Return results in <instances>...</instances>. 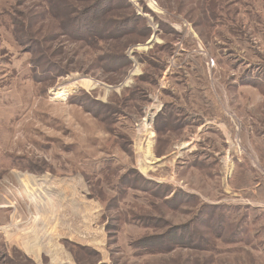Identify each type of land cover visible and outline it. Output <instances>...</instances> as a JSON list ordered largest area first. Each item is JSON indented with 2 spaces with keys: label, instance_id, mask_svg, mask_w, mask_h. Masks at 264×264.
Here are the masks:
<instances>
[{
  "label": "rangeland",
  "instance_id": "obj_1",
  "mask_svg": "<svg viewBox=\"0 0 264 264\" xmlns=\"http://www.w3.org/2000/svg\"><path fill=\"white\" fill-rule=\"evenodd\" d=\"M121 1L0 0V264H264V0Z\"/></svg>",
  "mask_w": 264,
  "mask_h": 264
},
{
  "label": "trees",
  "instance_id": "obj_2",
  "mask_svg": "<svg viewBox=\"0 0 264 264\" xmlns=\"http://www.w3.org/2000/svg\"><path fill=\"white\" fill-rule=\"evenodd\" d=\"M121 2H122V3H126V0H122ZM126 4H127V3H126ZM132 17L134 18V20L131 21V22L128 24V25H130V26H132V24H133V25L136 24V20H138V19H137L138 17L135 15V13H132V14H131V17H130V18H132ZM96 18H97V17H96ZM130 18H129V19H130ZM127 19H128V18H127ZM135 19H136V20H135ZM92 23H93V22H91L90 24H92ZM125 27L127 28V27H129V26H126V25H125ZM93 29H95V28L91 25V26H89V29H88V30L93 32ZM143 29H146V28L143 27ZM139 31H140L141 33H143V34H139V35L145 36V35L147 34V31H146V30L144 31V30L139 29ZM121 57L123 58L124 56H121ZM126 60H127V59H126ZM127 63H128V60H127Z\"/></svg>",
  "mask_w": 264,
  "mask_h": 264
},
{
  "label": "bare ground",
  "instance_id": "obj_3",
  "mask_svg": "<svg viewBox=\"0 0 264 264\" xmlns=\"http://www.w3.org/2000/svg\"><path fill=\"white\" fill-rule=\"evenodd\" d=\"M73 85H74V83H73ZM73 85H70V87L71 86H73ZM79 86H81V87H84L83 85H82V83H80V84H78ZM25 187V186H24ZM26 188H27V186H26ZM35 189V188H34ZM38 189V188H37ZM36 190V189H35ZM33 191V190H32ZM40 197V196H39ZM50 237V236H49Z\"/></svg>",
  "mask_w": 264,
  "mask_h": 264
}]
</instances>
